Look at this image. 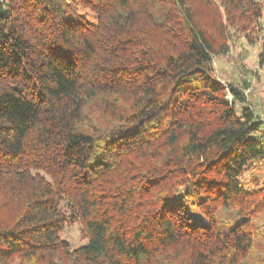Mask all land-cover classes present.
Returning <instances> with one entry per match:
<instances>
[{
  "label": "trees",
  "instance_id": "1",
  "mask_svg": "<svg viewBox=\"0 0 264 264\" xmlns=\"http://www.w3.org/2000/svg\"><path fill=\"white\" fill-rule=\"evenodd\" d=\"M262 11L0 0V264H264V123L213 76Z\"/></svg>",
  "mask_w": 264,
  "mask_h": 264
},
{
  "label": "rangeland",
  "instance_id": "2",
  "mask_svg": "<svg viewBox=\"0 0 264 264\" xmlns=\"http://www.w3.org/2000/svg\"><path fill=\"white\" fill-rule=\"evenodd\" d=\"M215 1L219 4V0ZM257 1L262 4V17L255 20L250 30L242 31L241 28L227 25L229 51L226 54L214 56L213 76L227 84L236 86L246 84L249 103L253 105L257 114L262 115L264 114V62L261 63V55L264 54V0ZM257 177L264 179V168L244 175L247 182ZM187 209L195 211L190 206H187ZM194 214L197 222L208 223L198 212ZM234 216H236L234 211L222 209L216 220L222 228L227 230L234 222L236 223L237 220H233ZM61 237L66 239L72 248L87 242L82 238L81 225L78 223L68 225L61 233Z\"/></svg>",
  "mask_w": 264,
  "mask_h": 264
},
{
  "label": "built area",
  "instance_id": "3",
  "mask_svg": "<svg viewBox=\"0 0 264 264\" xmlns=\"http://www.w3.org/2000/svg\"><path fill=\"white\" fill-rule=\"evenodd\" d=\"M260 119L264 123V114L260 115Z\"/></svg>",
  "mask_w": 264,
  "mask_h": 264
}]
</instances>
